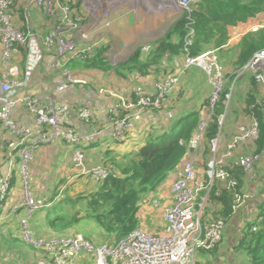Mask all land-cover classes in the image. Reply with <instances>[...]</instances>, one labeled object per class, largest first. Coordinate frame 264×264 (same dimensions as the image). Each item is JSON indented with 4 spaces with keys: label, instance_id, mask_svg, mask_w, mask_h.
I'll list each match as a JSON object with an SVG mask.
<instances>
[{
    "label": "built area",
    "instance_id": "1",
    "mask_svg": "<svg viewBox=\"0 0 264 264\" xmlns=\"http://www.w3.org/2000/svg\"><path fill=\"white\" fill-rule=\"evenodd\" d=\"M39 5L44 4L47 15L53 27L39 37L33 33L21 30L14 23V16L10 12L13 0H0V48L4 63V71L0 76V126L8 129L16 138V150L20 162V174L24 188L23 204L26 212L20 222L22 239L32 244L42 252L39 264H197L199 250H211L220 244L224 238L226 222L223 218L203 222L201 208L216 180H220L225 187L233 190L234 211L252 198L251 194L239 192L236 186L239 180L223 165V160L212 159L208 162L206 177L199 174L196 161L199 157L202 142L201 133H198L190 142L194 154L185 159L177 169V177L172 184V203L165 208V234L153 235L141 229H135L116 244L103 243L95 245L82 233L71 235L52 236L50 238L36 237L30 227L29 218L40 208L37 197L31 189L29 163L34 159L36 152L46 144L65 140L70 144L87 143L97 138L99 131L82 133L72 122L71 106L60 98V94L70 89L76 82L70 69L65 68V58L68 56L84 57L85 52H92L97 43L84 45L82 54H73L77 51L78 43L70 36L78 32L79 20L71 14L69 5L60 4V0H35ZM199 0H176V7L184 13L190 14ZM58 8H55L56 6ZM74 18V19H73ZM245 23V22H244ZM256 30V29H255ZM257 31V30H256ZM195 30L190 28L186 36L187 42L194 35ZM247 34V33H246ZM87 35L84 38L87 39ZM20 47L26 49L24 73L13 62L15 53ZM223 48V46L221 47ZM145 47L144 50H149ZM47 52H53L54 58L49 63L50 68L63 69L62 81L52 94L50 101L37 105L38 101L31 94L26 93L18 97L21 89L28 87L35 72L44 62ZM197 65L207 74L214 91L210 98V107L213 110L223 88L227 83L224 76L225 68L220 64L215 49L201 53L197 57L187 56L185 66ZM255 72L258 84L264 86V49L257 51L237 73L243 71ZM236 74V72H234ZM226 75V74H225ZM177 74L168 75L158 80L152 90L138 88L134 95L125 96L113 94L117 101L109 106L108 115L113 123L115 139L122 141L126 138L131 127L130 118L147 108L161 109L167 95L177 85ZM235 84L226 94L225 103L228 104L235 90ZM102 94L111 93L102 90ZM20 102L35 110L33 124H20L13 118V112ZM78 118L86 125L94 121V110L91 101L81 103L76 107ZM126 112L123 117H118ZM133 114V115H132ZM172 115V113H170ZM250 124H242L238 128L239 134L228 145L229 154L238 146L243 145L246 139L257 140L259 122L250 117ZM205 123L201 125V129ZM219 134L217 135V138ZM214 142V149L216 146ZM74 154L73 162L76 168L86 169V156L82 149ZM257 156V155H255ZM260 158V156H257ZM257 158L244 155L239 165L244 170L251 167ZM13 165V163L11 164ZM10 171L0 176V225L7 215L19 208V204L8 207V200L12 192L13 175ZM109 170L103 166L92 169L91 177L96 181L105 178ZM205 194V196H204ZM202 198L197 208L198 200ZM256 230V227H254Z\"/></svg>",
    "mask_w": 264,
    "mask_h": 264
},
{
    "label": "trees",
    "instance_id": "2",
    "mask_svg": "<svg viewBox=\"0 0 264 264\" xmlns=\"http://www.w3.org/2000/svg\"><path fill=\"white\" fill-rule=\"evenodd\" d=\"M60 1L61 3L70 1V6L73 9L72 0ZM42 9L45 10L46 18L50 20L46 9ZM10 12L14 16L15 25L26 31L27 20L23 9L20 6L16 7L15 2L11 5ZM260 13H264V0H200L198 5L193 7L191 13H184L168 29L163 38L151 45L148 52L139 47L125 62L113 67L107 55L110 44H107L94 48L85 57H66V61L70 57L71 59L65 66L68 65L67 67L72 70L111 72L126 79L132 76L138 78L150 73L164 72L158 78L160 80L168 75L177 74L178 69L167 72L172 59L183 56L194 58L210 47L224 51L221 47L229 40V27L244 23ZM190 28H193L195 33L190 38L191 42L188 43L186 36ZM238 45H240V50L234 61V67L237 69L250 61L257 51L264 49V27L245 34ZM19 51L22 53L21 65L24 68L27 51L23 47H20ZM225 78L227 83L213 110L210 107V95L202 102L203 107L200 105L198 109L186 113L188 114L186 121L178 130L172 127L173 125L171 130H169L171 127L162 129V133L154 139L147 140L137 151L131 150L122 154L107 151L106 154L110 153V155L105 157L102 165L109 170L108 175L96 182L98 186L95 191L89 194L81 191L76 198V201H79L80 198L86 200L85 215H82L81 210L71 216L52 213L51 216H54L50 219L49 225L58 232L66 231L67 228H71L84 217H88L97 223L100 227V234L106 243L110 244H116L120 239L141 227L139 210L142 194L148 191H156L169 175L180 167L189 152H192L189 145L198 133H201L202 139L205 136V141L208 140L209 142L217 137L220 131L219 118L225 110L223 102H225L226 94L229 93L233 85L235 73L232 75L228 72ZM250 81V89L241 101L243 108L241 112L246 117L256 118L259 122L258 138L255 141L257 151L253 152L252 146L249 145V152L256 154L264 151V90L259 88L261 85L257 83L254 76ZM205 106H209L208 120L202 118ZM124 115L126 112H122L118 117ZM204 122L205 126L201 129ZM211 146L210 143L205 144L202 151L203 164L206 169L211 159ZM224 167L231 174H235L239 180L236 188L239 192H243L246 180L243 167L234 163L229 165L228 162ZM217 181L221 182V187L218 190V195H215L216 189L214 191L213 189ZM211 191H213L214 199L219 200L220 207L212 214H205L204 218L210 216L211 220L223 218L226 223L231 221L235 214L233 190L226 188L222 181L216 180ZM66 200L70 201L71 199L66 198ZM4 225L5 221L0 225V240L5 243L18 241L16 240L17 237L12 234L11 236H4ZM222 242L211 250H199L197 264H222L223 261H221L222 258L219 254V246ZM234 249L238 252H246L248 264H264V198L258 201L257 206L255 204V211L251 213L250 218L240 230Z\"/></svg>",
    "mask_w": 264,
    "mask_h": 264
},
{
    "label": "crops",
    "instance_id": "3",
    "mask_svg": "<svg viewBox=\"0 0 264 264\" xmlns=\"http://www.w3.org/2000/svg\"><path fill=\"white\" fill-rule=\"evenodd\" d=\"M80 3L79 10L81 12V15L83 16L85 11L84 9H88V12L90 14V17L92 19L91 21V30L90 32L95 34H105V37L100 39L101 41H106L110 44L111 50H113L117 57L120 59L119 62H125L132 54L135 53L136 49L139 47H144V45H148L151 47L155 42L163 38L168 31V29L181 17L179 16V12H176V0H78ZM87 4H91L88 6ZM178 11L180 9L177 8ZM177 17V18H176ZM258 17H264V13L258 14L256 17L250 18L245 23H240L237 26H231L229 27V40L228 42L223 45V48H221L224 51H229L230 49L238 46L243 36L250 32V31H256L258 29L254 28V24L256 22L252 23V26L248 27V22L253 21L257 19ZM48 24H51L48 22ZM104 27H106V30H103ZM264 27V26H263ZM262 28V27H261ZM51 28H49L44 33H47ZM256 29V30H255ZM43 33V34H44ZM104 39V40H103ZM110 50V51H111ZM216 53L218 54L220 50L215 49ZM112 51V52H113ZM51 55H53L52 52H47ZM22 53L18 51V53L15 55L13 62L17 64L21 70V73H24L25 68V62H24V68H22ZM110 56V53L107 54ZM116 57V58H117ZM54 58H47L45 55V60L42 63L43 65L46 64V67L49 69V63ZM122 58V60H121ZM71 57L69 58V60ZM236 59V57H235ZM234 59V61H235ZM67 60V62L69 61ZM46 61V62H45ZM176 64L172 66L169 70H175L180 69L181 70V76L182 78L185 75V84H181V86L178 87L177 90H174V93L168 100L169 104L175 108H177V113H183L186 111L187 113L192 112L193 110L198 109V107L202 104L204 99L208 96H198L197 98L193 99H187V97H184L181 99V102L178 101V98L181 96V93H185L186 87H189L190 91L195 92L197 85L199 83V78L201 77L204 82H208L209 85L206 83L204 84V88H210L211 91V85L209 83L207 74L205 71L196 66L195 69H191L193 66L186 67L185 66V56L178 58V59H172L169 64ZM41 64V65H42ZM234 64V62H233ZM190 69V70H188ZM197 70L201 72V74L197 73ZM4 71V63L1 57V48H0V76L2 75ZM77 71L78 74H81L82 78L88 79L86 77V71L88 70H74ZM96 74L99 76L94 78L93 81L100 80L101 82L104 81L107 83L109 87L113 86L116 89H124L126 88L125 85L127 83V80L130 81L131 78L135 77L132 76L124 78L121 76H117L116 74H112L111 72H107L106 74L99 72L97 70H93ZM91 72V73H93ZM228 72L226 71V74ZM164 74V72H160L159 74L156 73H150L147 76L144 77H138L139 81L141 83L148 84V87L153 88L155 83L158 81V78ZM234 73H232L233 75ZM93 78L92 75H89ZM233 77V76H231ZM252 78V77H251ZM116 80V81H115ZM62 81V76L59 74L56 76L55 73L51 74V72L48 73H35L34 77L31 81V84L21 89L18 97H22L26 95V93L31 94L33 97H35L38 101L37 105H43L50 101L52 98V94L54 92V86L57 85ZM92 83V86H95V83ZM111 81V82H110ZM238 78L235 77L233 79V83L236 85L238 84ZM117 82V85L115 84ZM123 82V83H122ZM251 82V81H250ZM249 82V85H250ZM97 83V82H96ZM229 84V83H228ZM186 85V86H184ZM248 85V90L250 89ZM83 84H76L75 88L72 89V91H68L67 93H64V96L60 95L61 100H63L66 104L71 106V119L73 122V125L82 133H91L93 131H99L97 134L96 139L91 140L87 143L78 144L79 147L84 150H91V148H96L99 146V144L103 142H109L110 137H113L115 139L114 135V129H113V123L111 122L109 115L107 112H103L104 110H108V107L117 101V97L113 94H117L116 92L108 93V94H102L105 95L106 99L105 101L100 100V98H96L95 104L92 101L94 114H96V117H94L93 123L90 125H86L84 122H82L77 114H76V104L83 101V96L86 94H82V87ZM259 86V85H258ZM90 87V86H89ZM260 89H263V87H260ZM247 90V91H248ZM133 93V91L131 92ZM130 94V93H129ZM125 94V95H129ZM236 94V92H235ZM234 94V95H235ZM123 95V94H122ZM202 97V99H200ZM236 102V101H235ZM19 105H22L18 108L16 112H13V118L16 122L20 124H33V119L35 116V110L29 109L25 103L20 102ZM18 105V106H19ZM241 106V105H240ZM158 109L154 108H147L140 112L139 114H134L130 118L131 127L128 130V134L126 138L122 141H125L126 139H132L133 135L135 136L136 133V127L135 131H133V119L137 115H142L144 113H147L149 111H157ZM169 112L171 113L170 109L168 108ZM173 114V113H172ZM175 116L173 115V118ZM248 117V116H247ZM169 118H172V115L169 114ZM163 122H168V120H159L158 126L156 124H151L149 128L145 126L144 122L142 121V126H140V130H148L155 131L154 129H159L163 126ZM64 141L65 140H59ZM119 141V140H117ZM120 141V142H122ZM16 144V138L14 135L6 128L0 126V176L4 175L7 171H10L13 175V181H17V185L15 188L12 189L10 198L8 200V207L11 209V207L18 205L19 208L15 210V213L8 214L5 218V225H4V236H11V234L16 238L18 241H13L10 243L0 242V264H38V262H35L40 256H43L42 252L36 249L34 246H29L24 239H22L20 235V219L22 216H24L26 212V206L23 204V194H24V188L22 184V178L20 174V162L19 157L17 155L16 150H14V146ZM77 145V146H78ZM49 147V146H47ZM45 147V148H47ZM56 147V146H54ZM59 148L52 151H43L38 152L35 157L34 161L39 164V171L41 173H44L46 184H49V179H47V176L49 177L53 176H59V180H55L52 184L55 186L63 176L66 174L68 175H76L77 177H88L87 173H84L88 169H90L93 166H101L104 164L105 155L100 152L98 154L94 151V154L92 155L91 159H89V164L87 162V168L86 169H78L75 167L74 162L72 161V154L76 149H74L71 153L68 151L67 146H63L58 143ZM67 151L69 153L68 155L65 153L62 157H58L55 155L56 153H60L61 151ZM130 151V150H129ZM203 151V149H202ZM122 152H127L126 150ZM116 154H120L118 151L115 152ZM191 157L190 154L186 156V159ZM234 157H229L227 162L230 165L233 163V160L230 161L229 159ZM13 163V165H11ZM204 156L203 152L200 156V159L198 157L196 161V168L199 174L203 175V177H206V167L204 166ZM262 163H264L262 161ZM234 164H237L235 162ZM82 170L78 171V170ZM177 170L173 171L172 175V184L176 180L177 177ZM81 173V175H80ZM170 176V175H169ZM246 181V180H245ZM95 186H98V183L93 182ZM172 184L169 187V191L165 194V192L160 188H158L156 191V198L152 200L153 207H163V212L161 213V222L159 225L160 229L164 231L166 226V220L164 217L165 208L169 206L173 201V194H172ZM17 187V189H16ZM221 187V182L217 181L213 191L216 189L215 195H218V190ZM245 188V185H244ZM31 189L33 193L35 194L33 184L31 185ZM213 191H210L207 199L203 203V206L201 208L203 221H206L210 218V216H205V214H212L215 212L218 207H220L219 200L214 199ZM37 193V192H36ZM54 192H51L49 194V199H53ZM205 196V194H204ZM261 200V199H260ZM252 200V198L245 204L240 206L236 211L234 216L232 217V220L226 223V232H225V238L222 242V244L219 246V254L221 255V258L224 263V261L227 262V264H238V258H234V255L241 252H238L234 249V246L238 240L239 232L242 229V227L245 225L246 221L250 218L251 213L255 211V202ZM202 202V198L198 200L197 208H200L199 204ZM39 212V211H38ZM37 213V212H36ZM35 213V214H36ZM34 214V215H35ZM156 214V213H154ZM52 213L48 210L47 217V224L45 228V233L38 230L37 226V232L32 224L33 232L38 237H49V233L51 231H56L53 227L49 225L50 219L54 216H51ZM38 216L35 217L38 218ZM32 222V220H31ZM35 224V223H34ZM62 232V231H61ZM225 262V263H226ZM218 264V263H217Z\"/></svg>",
    "mask_w": 264,
    "mask_h": 264
},
{
    "label": "rangeland",
    "instance_id": "4",
    "mask_svg": "<svg viewBox=\"0 0 264 264\" xmlns=\"http://www.w3.org/2000/svg\"><path fill=\"white\" fill-rule=\"evenodd\" d=\"M16 2V7L20 6L25 15H26V20H27V32L33 33L36 37H39L40 35H42L45 31H47L49 28H52L53 25L52 24H48V22H50V20H48L46 18V14H45V10H43L42 8L46 9L45 5H39L35 0H14L12 2V4H14ZM73 2V9L70 6V1H66V3H61L60 4H65V5H69L71 9V14H74V17H76L79 20V28H78V32H76V34L74 36H70V38H73L75 40L76 43H78L77 46V51L74 52L73 54H82L84 45L87 43H97V45H95L94 48L98 47V46H105L107 44H109L106 41H101L99 42L100 39L105 37V34H95L90 32L91 30V17L90 14L88 12L89 8L84 9L85 13L82 16L81 12L79 10L80 7V3H78V0H72ZM142 2V0H141ZM200 2V0H199ZM78 4V5H77ZM44 5V6H43ZM77 5V6H76ZM88 6H90L91 4H87ZM56 6V5H55ZM195 7V6H194ZM55 8H58L57 6ZM176 12H179V16L181 17V15L183 14V12L180 10H177L176 7ZM177 18V17H176ZM253 18V17H252ZM74 19V18H73ZM249 20V19H248ZM247 20V21H248ZM246 21V22H247ZM256 22L254 24V28L256 29H260L261 27L264 26V17H258L257 19L250 21L246 24H248V27L252 26V23ZM51 23V22H50ZM103 30H106V27H104ZM84 35H87V39L84 38ZM104 40V39H103ZM147 47H150L148 45H144V47H142L143 49ZM212 47L207 48L206 51L211 50ZM111 50V48H110ZM108 51V53H110V62L113 65V67H116L119 63V58L117 57V54L111 50ZM240 50V45L230 49L229 51H220L217 55L220 61V64L224 66V76L226 74V71L229 73H234L235 77L237 76V73L239 72V69H237V67H234V59L237 56V54L239 53ZM113 51V52H112ZM145 52H148L147 50H144ZM18 52L15 53V55ZM88 52L84 53V57L85 55H89L87 54ZM91 53V52H89ZM54 55H51L49 53H46V57L47 58H52ZM76 57H80V56H73V58ZM117 57V58H116ZM81 58V57H80ZM187 58V57H186ZM185 58V61H186ZM45 60V59H44ZM122 60V58H121ZM46 62V61H45ZM67 63V61L65 60V64ZM176 64V62H174V64L169 65L167 72H170L171 70H169L172 66H174ZM68 65L65 66V68L70 69L69 67H67ZM191 68V69H195L196 71V66ZM190 67V66H189ZM64 69V68H63ZM59 69H53L48 67H46L45 65H41L37 71L35 73H48L51 72V74L55 73L56 76H58L59 74L61 75L62 70ZM181 69V68H180ZM178 69L177 70V76L179 77V80L177 82L178 87L181 86V84H185V75L180 78L181 76V70ZM73 77L75 78L76 82L75 84L68 89L67 91L61 93V96H64V93H67L68 91H72V89L75 88L76 84H83V88H82V94H86L84 95L83 101L84 103H87L88 101H93L95 104L96 98H100V100L105 101L106 97L105 95H103L104 97H102V90H107V91H112V92H116L118 94H131L134 95V92L137 91L138 88H143V89H148V90H152L151 87H148V84L145 83H141V81H139L136 78H131L130 81L127 80L125 85L126 88L124 89H116L115 87L111 86L109 87L107 85L106 82L104 81H93L94 78L98 77L99 75L96 74L95 72H93V70H88L89 72L86 71V77H88V79L86 78H82L81 74H78L77 71H74L72 69H70ZM190 70V69H188ZM93 72V73H91ZM198 74H201L200 71L197 70ZM106 74V72L104 73ZM170 74V73H168ZM166 74V75H168ZM89 75H92L93 78ZM255 72L252 70H247V71H243L242 75L240 74L238 78V84L234 87V94L236 92L235 95L232 96V101L230 100L228 104H226L225 102H223V104L225 105V110L223 112V114L220 116L219 118V137L215 138L216 140V146L214 149V142L215 139H213L211 142H209L208 140L205 141V136L202 139L201 145H200V152H199V159L200 156L202 154V149L204 148V145L207 143H210L211 146V159H220L223 160V165L225 166L227 164V160L229 157H234V158H230L229 159V163L230 161L233 160V163L237 162V164H239V160L242 156L244 155H249V156H253V158H257L255 159L252 163H251V167L248 170H245V174H246V181H245V188H243V191L246 192L247 194H251L252 195V200L255 202L256 206L258 204V201H260V199L262 200L264 198V163H262V161L264 162V151L258 152L256 154H252L249 152V145L252 146V151L256 152L257 151V147H256V140H253L252 138H249L248 141L246 139L245 143H243V145H238L230 154L228 152V145L232 142L233 138L236 137L239 132H238V128L240 126H242V124H250V117H246L241 111L243 110L242 105H241V101H243V97L246 95L247 90H248V85L250 82V79L252 76L255 77ZM208 77V76H207ZM209 80V78H208ZM93 81V83H95V86H92L91 82ZM116 81V80H115ZM111 82V81H110ZM123 83V82H122ZM208 84L207 80L206 82L203 81V79L200 77L199 78V83L197 85L196 91H190L189 87H186V91L185 93H181L180 97L178 98V101L181 102V99H183L184 97H187V99H195L198 96H212V93L214 91V88H204V84ZM210 85L213 87L212 83L209 80ZM117 85V82L115 83ZM177 85L173 88V90L167 95L166 100L163 102V106L164 108L162 109H158L157 111H149L147 113H144L142 115H137L134 119H133V131H135V127H136V133L135 136L133 135L132 139H126L125 141H117L116 139H114L113 137H110L109 142H103L101 144H99V146H97L96 148H91V150H86L85 151V155H86V161H88L89 164V159H91L92 155L94 154V151L97 152L98 154H100V152H102V154H104L106 157H108L110 155V153L106 154L107 151H113L115 152H119L120 154L124 153L122 151L126 150V151H137L147 140L150 139H154L158 134L162 133V129H168L170 128L172 125V127H175L176 130H178L180 127H182L184 125V122L186 121V118L188 114H186L187 112L184 111L183 113H177V108L171 106L168 102V100L170 99V97L172 96V94L174 93V90H177ZM90 86V87H89ZM186 86V85H184ZM57 83L54 86V91L57 90ZM177 87V88H176ZM263 87L264 86H260ZM175 90V91H176ZM133 91V93H131ZM129 94V95H130ZM129 95H125V96H129ZM200 99H202V97H200ZM236 101V102H235ZM83 102H79L76 104V107L81 104ZM241 105V106H240ZM22 105H19L14 112H16L18 110L19 107H21ZM201 107H203V105H201ZM172 111L171 113H173V115L175 116L174 118H169V110ZM205 109H203V114H202V118L203 120H208L209 118V106H205ZM94 110V109H93ZM109 110V107H108ZM108 110H104L103 112H107ZM208 111V112H207ZM95 112V111H94ZM133 115V114H132ZM94 117H96V114H94ZM159 120H168V122H163V126L160 127L159 129L155 128V131H150L148 132V130H144L141 131L140 130V126H142V121L144 122L145 126H147V128L150 127L151 124H156V126H158V121ZM205 123V122H204ZM172 127L169 129L171 130ZM168 130V131H169ZM152 135V136H150ZM98 138V137H97ZM60 142V144H62L64 147L67 146L68 147V151L69 153H71L74 149L76 148H80V145H75V144H70V143H65L64 141H56L54 143L51 144H46L43 145L37 152H43V151H52V150H56L58 146V143ZM49 146V147H47ZM56 146V147H54ZM47 147V148H45ZM81 149V148H80ZM85 150V149H84ZM259 150V149H258ZM80 150H75L72 154V161L74 158V154L76 152H78ZM69 154L67 153V151H61L60 153H56L55 155L58 157H62L64 154ZM35 154V155H36ZM189 154L192 156L194 154V152H189ZM260 156V158H258L257 156ZM88 166V165H87ZM103 166V165H101ZM96 168L97 166H93L90 169H88L87 171H85L84 173H87V175H89L88 177L84 176V177H77L76 175H68L66 174L65 176H63L61 178V180L55 185L53 186L52 184L54 183L55 180H59V176H53L49 177V175L47 176V179H49V184H46V180H45V175L44 173H41L39 171V164L37 162H35L34 160H32L29 163V180L31 182V185L33 184V188L35 191V195L37 197V201L39 204V209L33 214V216H31L29 218V222H30V227L33 231V227L32 224L37 232V228L39 231L44 232L45 233V228H46V224H47V217L46 215L48 214V210L51 213H55V214H59L61 216H66L69 215L71 216L72 214L76 213L78 210L82 211V215H85V209L87 206L86 200H83L80 198L79 201H76L77 196L79 194V192L84 191L86 192V194H89L93 191H95V184H93V182H98L95 179H93L91 177V172L93 168ZM80 169V168H78ZM77 169V170H78ZM81 171L82 170H78ZM177 173V171H176ZM81 175V173H80ZM172 175L173 173L170 174V176L167 178V180L161 185V189L165 192V194L169 191V187L172 184ZM87 181V182H86ZM15 186H19V184L17 185V181H13L12 182V189L15 188ZM159 188V189H160ZM17 189V187H16ZM37 192V193H36ZM51 192H54L53 195V199H49V194ZM68 192V194H66ZM156 193L154 191H148L142 194L141 196V202H140V210H139V218L141 221V229L153 234V235H164L165 231L161 230L159 225L161 222V213L163 212V207H153L154 205L152 204V200L154 198H156ZM66 198L71 199L66 200ZM73 199V200H72ZM251 199V198H250ZM249 199V200H250ZM247 200V202L249 201ZM252 201V202H253ZM246 202V203H247ZM245 203V204H246ZM243 204V205H245ZM39 211V212H38ZM15 213V210L12 209V211L10 212V214ZM156 213V214H154ZM40 214V216L38 218L35 219L36 216H38ZM24 217V216H23ZM21 217V219L23 218ZM20 219V222H21ZM32 220V222H31ZM6 222V221H5ZM55 222V221H54ZM35 223V224H34ZM37 228H36V226ZM21 228V226H20ZM225 232H226V228L224 230V238H225ZM34 233V232H33ZM75 233H82L86 238H88L90 241H92L93 244L95 245H102L103 243H106V240L102 237V234H100V227L97 225V223L88 217H84L80 222H78L77 224H75L74 226H72L71 228H67L66 231H62V232H58V231H51V233H49V237H42V238H50L52 236H62V235H71V234H75ZM35 235V233H34ZM36 236V235H35ZM38 237V236H36ZM105 237V235H104ZM106 238V237H105ZM107 239V238H106ZM26 241V240H24ZM112 242L114 240H111ZM0 242H2L0 240ZM26 243L29 246H33L32 244L28 243L26 241ZM236 257V259L238 258L237 263L238 264H248V257L246 252H241L238 253L237 256L236 254L234 255V258ZM42 258V256H40L38 258L37 256V260L35 262H38L39 264V260ZM224 261V263L222 264H227V262Z\"/></svg>",
    "mask_w": 264,
    "mask_h": 264
},
{
    "label": "bare ground",
    "instance_id": "5",
    "mask_svg": "<svg viewBox=\"0 0 264 264\" xmlns=\"http://www.w3.org/2000/svg\"><path fill=\"white\" fill-rule=\"evenodd\" d=\"M156 109V108H155ZM173 115V114H172ZM193 152V151H192ZM83 153L85 154L84 150H83ZM86 156V155H85Z\"/></svg>",
    "mask_w": 264,
    "mask_h": 264
}]
</instances>
